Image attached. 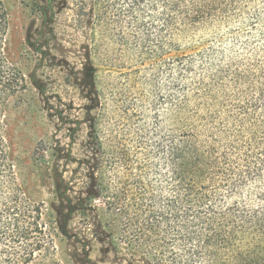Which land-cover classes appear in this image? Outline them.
<instances>
[{
	"label": "trees",
	"instance_id": "obj_1",
	"mask_svg": "<svg viewBox=\"0 0 264 264\" xmlns=\"http://www.w3.org/2000/svg\"><path fill=\"white\" fill-rule=\"evenodd\" d=\"M71 1L91 104L39 147L38 201L8 139L29 83L0 0V264L58 242L96 264H264V0Z\"/></svg>",
	"mask_w": 264,
	"mask_h": 264
},
{
	"label": "rangeland",
	"instance_id": "obj_2",
	"mask_svg": "<svg viewBox=\"0 0 264 264\" xmlns=\"http://www.w3.org/2000/svg\"><path fill=\"white\" fill-rule=\"evenodd\" d=\"M6 3L11 15L12 53L29 83L10 112L8 139L23 162L32 196L48 201L53 189L49 156L40 154L39 147L52 139L61 146L69 144L72 138L68 134L84 116V104H91L80 86L87 63L83 44L89 34L82 32L71 0ZM74 251L70 244L58 242L57 251L40 254L36 264H96L99 260L97 250L88 260L75 256Z\"/></svg>",
	"mask_w": 264,
	"mask_h": 264
}]
</instances>
